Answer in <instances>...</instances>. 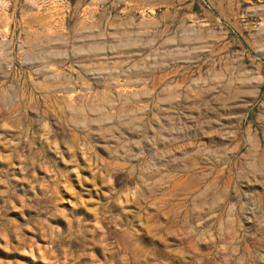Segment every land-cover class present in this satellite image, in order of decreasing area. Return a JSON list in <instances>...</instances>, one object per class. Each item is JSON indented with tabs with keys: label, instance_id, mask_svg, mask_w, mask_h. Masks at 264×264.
I'll return each instance as SVG.
<instances>
[{
	"label": "rangeland",
	"instance_id": "1",
	"mask_svg": "<svg viewBox=\"0 0 264 264\" xmlns=\"http://www.w3.org/2000/svg\"><path fill=\"white\" fill-rule=\"evenodd\" d=\"M0 264H264V0H0Z\"/></svg>",
	"mask_w": 264,
	"mask_h": 264
}]
</instances>
